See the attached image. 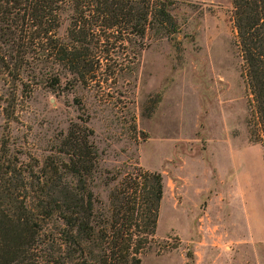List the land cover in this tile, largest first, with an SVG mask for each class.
Returning <instances> with one entry per match:
<instances>
[{
	"label": "rangeland",
	"instance_id": "1",
	"mask_svg": "<svg viewBox=\"0 0 264 264\" xmlns=\"http://www.w3.org/2000/svg\"><path fill=\"white\" fill-rule=\"evenodd\" d=\"M171 1L179 32L170 41L149 31L133 73L82 83L33 60L15 92L0 75V145L9 135L7 158L42 163L83 116L98 153L89 185L101 202L134 166L162 174L154 241L141 264H264V149L248 140L230 0ZM70 13H60V37ZM13 95L7 121L3 100Z\"/></svg>",
	"mask_w": 264,
	"mask_h": 264
},
{
	"label": "trees",
	"instance_id": "2",
	"mask_svg": "<svg viewBox=\"0 0 264 264\" xmlns=\"http://www.w3.org/2000/svg\"><path fill=\"white\" fill-rule=\"evenodd\" d=\"M230 3L248 140L264 149V0ZM172 4L171 0H0V75L12 80L15 92L21 73L33 72V60L60 65L82 83L98 75L118 76L123 70L133 73L149 31L157 29L160 36L174 41L179 27L170 12ZM66 9L71 12L69 23L66 35L60 37V13ZM122 57H127L126 65ZM13 97L3 100L7 121L14 118ZM77 119L59 134L42 163L33 157L34 163L19 164L7 158L9 135H4L0 264H141V255L154 241L162 174L134 166L117 180L104 204L89 185L98 156L93 131L83 116Z\"/></svg>",
	"mask_w": 264,
	"mask_h": 264
}]
</instances>
